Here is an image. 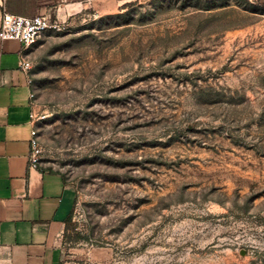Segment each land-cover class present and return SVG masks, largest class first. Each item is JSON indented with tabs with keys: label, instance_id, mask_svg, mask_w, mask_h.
<instances>
[{
	"label": "rangeland",
	"instance_id": "374dc122",
	"mask_svg": "<svg viewBox=\"0 0 264 264\" xmlns=\"http://www.w3.org/2000/svg\"><path fill=\"white\" fill-rule=\"evenodd\" d=\"M30 47L65 264H264V0H57Z\"/></svg>",
	"mask_w": 264,
	"mask_h": 264
},
{
	"label": "crops",
	"instance_id": "0c3cea01",
	"mask_svg": "<svg viewBox=\"0 0 264 264\" xmlns=\"http://www.w3.org/2000/svg\"><path fill=\"white\" fill-rule=\"evenodd\" d=\"M56 4L7 0L6 9L27 17L68 16ZM2 13L0 8V29ZM29 54L30 48L16 40L0 42V264H65L75 192L60 172L31 167L34 86L20 68Z\"/></svg>",
	"mask_w": 264,
	"mask_h": 264
},
{
	"label": "built area",
	"instance_id": "2783aa9c",
	"mask_svg": "<svg viewBox=\"0 0 264 264\" xmlns=\"http://www.w3.org/2000/svg\"><path fill=\"white\" fill-rule=\"evenodd\" d=\"M7 0H0L2 9V26L0 29V42L5 40H16L23 44L26 49L37 43L39 38L49 29H59L58 23L52 20L50 14H39L34 17L14 15L6 9ZM21 70L28 76L29 83H33L31 71L33 63L29 58H23L20 63ZM34 96V94H32ZM45 116H39L36 111L31 114V119L35 124L31 138V167L41 166L42 146L40 141L39 127Z\"/></svg>",
	"mask_w": 264,
	"mask_h": 264
},
{
	"label": "trees",
	"instance_id": "16d2710c",
	"mask_svg": "<svg viewBox=\"0 0 264 264\" xmlns=\"http://www.w3.org/2000/svg\"><path fill=\"white\" fill-rule=\"evenodd\" d=\"M48 169L51 170V171L53 170V169H50V168H48ZM71 218H72V216H71ZM71 218L69 219V222L71 221Z\"/></svg>",
	"mask_w": 264,
	"mask_h": 264
}]
</instances>
